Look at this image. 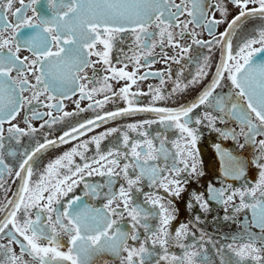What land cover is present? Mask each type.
<instances>
[{
  "label": "snow or ice",
  "instance_id": "6c2138e0",
  "mask_svg": "<svg viewBox=\"0 0 264 264\" xmlns=\"http://www.w3.org/2000/svg\"><path fill=\"white\" fill-rule=\"evenodd\" d=\"M230 2L239 9V13L228 23L227 30L217 37L214 29L224 23V19H216L215 12L208 16L209 0H181L180 3H176V0H44V3L30 0L28 4H25V0H19L21 7L15 10L14 0H0V165L9 175L13 170L5 163V154L16 156L17 153L7 150L6 143L15 141L19 144L22 136L37 131L27 116L28 130L12 123L25 105L29 106L32 118L48 116L51 122H55L73 114L65 112L57 118L51 112L41 114L35 111L36 106L62 109L63 100L77 90L81 93V99L92 100L94 93L112 92L113 96L123 97L127 101V107L97 115L95 119L64 132L58 138L60 144L76 139L74 133L84 135L82 130L90 131L89 126L98 127L97 121L106 122L139 112L154 113L158 117V120L129 125L133 131L141 130L139 135L144 137L130 144V137L124 132L123 147L130 148V152L117 148L81 165L75 162L74 157L85 158L88 143L84 142L78 146L84 151L73 147L65 152L49 163L44 174L35 182L31 179L34 157L49 146H57V141L45 139L43 143L36 142L32 149H25L19 170L15 172L22 183L13 199L5 196L4 203L0 204V213L3 214L0 215V237L7 240L6 244H0V264H29L25 256L31 257L35 264H96L97 260L109 264L105 257L110 258L111 264H264V0ZM189 3L191 8L188 7ZM36 5L40 6L39 9ZM212 7L220 11L222 17H227L226 6L217 4ZM27 10L33 15L28 16ZM7 12L15 17L14 23L7 18ZM185 14L192 19L178 23L179 16ZM248 21L252 23L245 27ZM193 23L206 27L212 36V40L201 41L195 39V33H192L194 44L209 50L214 45H222L221 61L211 83L195 101L186 106L174 109L134 107L130 96L148 95L130 90L138 79L144 80L150 74L137 77L139 68L148 66L147 57L157 47L154 38L157 35L160 37L159 45L162 47L167 40L168 46L178 49L183 59V55L191 51V46L183 47L176 42L170 29L182 25L180 36L183 37L188 25ZM153 28L157 31H150ZM238 31L240 44L234 49L231 37L236 36ZM124 33L132 35L137 50L146 53L141 57H125L132 60L134 71L126 70L127 63L120 69L112 66L114 44L118 37L122 40L121 34ZM22 51L30 55L21 56ZM92 57L97 59L93 60ZM141 58L145 60L144 65L140 64ZM170 59L180 63L175 57ZM209 61L208 56L203 57L202 63L197 61L198 68L190 84H198L202 77L207 76ZM97 64L104 65L102 71L111 72V75L102 77L101 87L87 90L88 83L93 80L86 70L91 68L94 74H98L101 70L96 68ZM109 80H123L126 83L119 92H113ZM227 81H230L233 91L220 95L216 90L222 87V82ZM161 83H164L163 79ZM175 84L173 91L189 86H182L179 82ZM149 90L153 91L152 86H149ZM155 93L154 101L165 99L159 89H155ZM110 99L105 95L104 100L95 103L103 107ZM45 101L56 103L46 104ZM201 106L211 111H205L202 118H194V111ZM213 112L218 115H213ZM228 119L238 123L239 133L234 129L222 131L215 127L218 121L226 123ZM204 121L215 131L221 132L225 139L243 137L244 143H240L239 148L248 145L253 153L251 159H246L216 145L223 175L247 184L249 171L255 169L258 178H255L254 186L233 188L229 184L224 188L209 187L211 200L232 207L233 214L221 219L235 221L236 214L249 209L251 219L246 220L242 234L223 237L225 241L231 240V243L219 244L211 237L205 240V234L201 232L200 249L193 250L195 241L190 244L184 241L190 236L195 237L196 233L189 231L187 224H181L174 234L170 231L171 222L176 219L175 210H170L163 202L165 197L155 189L163 188L169 197H180L185 191L188 177L203 174L198 171V129L190 125H201ZM6 123L9 125L7 137L4 135ZM48 123L46 120L45 124ZM153 123L179 132V139L171 141L175 152L165 147L167 136L157 132L158 147L153 139L147 138L148 133L142 129L145 124ZM118 131L112 128L99 137H93L96 150L99 152L104 138ZM180 140L184 143L181 144ZM122 159L126 162L121 166ZM130 170L133 175L129 174ZM166 172L167 176L164 175ZM93 174L109 178L103 186L107 191H103L99 184L84 182L85 176ZM121 176L126 184H120L114 191L113 178ZM145 181L154 189L153 193H143L140 185ZM81 184L83 196L75 194ZM4 185L3 173H0V189L9 191ZM133 191L140 194L135 201ZM102 194L101 206L85 199L93 197L101 200ZM236 198H239L238 204L235 203ZM192 199L204 211L209 210V199H205L204 194L193 193ZM167 204L171 205L172 199H168ZM192 206V201H189L188 207ZM33 209L38 210L35 218ZM126 215L130 227L122 223ZM153 220L156 224L151 223ZM195 220L199 222L200 217L196 216ZM63 237L67 239L62 243ZM173 243L184 250L183 255L169 254V245ZM204 243L214 249L211 255L203 247ZM13 245H19V254Z\"/></svg>",
  "mask_w": 264,
  "mask_h": 264
},
{
  "label": "flooded vegetation",
  "instance_id": "af4514ba",
  "mask_svg": "<svg viewBox=\"0 0 264 264\" xmlns=\"http://www.w3.org/2000/svg\"><path fill=\"white\" fill-rule=\"evenodd\" d=\"M44 3V0H41ZM181 0H176V3H180ZM30 3V0H25V4ZM221 4V6H226L228 9L227 17L224 18L221 16V12L217 11L213 5ZM21 5L19 0H14L13 10L16 8H20ZM37 9H39V5H36ZM188 7L191 8V4H188ZM175 11V9H173ZM213 12H215L216 19H224V23L217 25L214 29V35L219 37L220 33L227 30V25L231 21V19L239 13V9L233 5L230 0H209V9L208 16L211 17ZM7 18L11 20L13 23L15 22V17L12 16L11 12L5 13ZM28 16H32L33 13L30 10L26 11ZM192 18L185 15L179 16V22H187ZM251 21H248L245 27H249L251 25ZM256 24H259V20L256 21ZM25 31H29L25 29ZM150 31H157L155 28L150 29ZM173 32L175 41L179 42L181 46L188 47L191 46V51L183 55V59L178 54V49L175 47L168 46L167 40H165L164 46L159 45L160 37L157 35L154 39L157 43V47L152 49V55L147 57L148 66L140 67L137 72V77L144 75L146 73H150L146 79L137 80V83L131 87V92H143L148 93V95L132 97L129 99L133 100V106H154V107H165V108H179L181 106H186L193 101L202 93V91L211 83L212 78L215 76L216 68L219 66L221 61V51L222 45H214L211 50L207 47H203L201 45H196L193 43L192 33H195V39H199L201 41L212 40V36L209 35L208 29L203 26H198L197 24H189L187 30L185 31V35L183 37L180 36V32L182 31L181 27H173L170 29ZM122 40L120 37L117 38L116 43L114 44L111 61L112 66L120 69L124 66V63L128 64L127 71H134V64L132 60H126L125 57H141L142 55H146L143 50H137V45L134 41V37L128 33L121 34ZM233 40V48L236 49L239 44V31L236 36L231 37ZM102 48V46H98ZM123 49V51H120ZM30 55L27 51H22L21 56ZM210 57L209 64L210 66L206 69L207 76L202 77L200 83L198 84H190L189 82L192 80L195 75L198 63L203 62V57ZM171 57H175L180 60V63H174ZM93 60L97 59L96 57H92ZM140 64L144 65L145 60L143 58L140 59ZM96 68L99 71L98 74H94L91 68L87 69V75L92 78L93 82L88 83L85 81L84 83H88L87 90L92 89L93 87L99 88L102 86V77L105 75L110 76L111 72H103L102 69L104 65L97 64ZM170 71V75H169ZM159 73L160 75H156ZM182 73V75H181ZM163 79L164 83H161ZM175 82H179L182 86L184 84H188L187 88L181 87L179 91H173L176 87ZM108 83L112 86L113 92H119V89L125 85V81L123 80H109ZM149 86H152L153 91L150 92ZM155 89L160 90V94L165 96V99L154 101ZM217 93L220 95H227L229 92L233 91L230 86V81L222 82V87L218 88ZM25 95H30V93H25ZM108 95L111 97L110 101L105 103L103 107H99L96 105L95 101L104 100V96ZM81 93L77 90L74 95L70 94L69 98L63 100L62 109L56 108H48L45 106L37 105L35 111L43 114L47 112H51L53 116L59 118L62 117L65 112L72 113L73 115L64 117L63 120L57 119L55 122H51L48 116H43L42 118H32L31 112L28 105L24 106V109L21 111L20 115L16 118L12 123L18 124L19 127L28 130V123L25 120L27 116L30 119L32 127L36 128L37 131L35 133H31L28 136H22L20 138V143L17 144L15 141L11 143H6L7 150L16 151V156H8L5 154V163L8 164L12 168V174L9 175L5 170L3 165H0V173H3V179L5 181L4 187L9 191L5 192L4 189H0V204L4 203V197L7 196V199H13L17 190L19 189L22 180L18 179L15 176V172L19 170V164L22 162L23 153L25 149H32L36 142L43 143L45 139H52L57 141V146H49L46 150H42L40 153L34 157L33 167V176L32 181H38L39 177L44 174L47 165L53 161H55L58 157L62 156L65 152L70 151L73 147H78L84 142L88 143V149L84 153V159L76 156L74 160L77 164H83L85 162H91L92 159H98L100 154H106L107 151L114 150L119 148L120 151H129V149H125L123 147V134L127 132L130 137V144L134 143L137 139H144L139 135V131H133L129 128V125L142 123L144 120H158V117L154 113L148 112H139L133 116H119L116 119H108L106 122H99L98 127L89 126L91 128L90 131L82 130L85 132L84 135L73 134L77 138L71 139L69 143L60 144L59 137L63 135L64 132L70 131L72 127H77L80 123H86L89 119H95L97 115H104L109 111H117L120 108L127 107V101L123 97H115L112 95V92H97L93 94V99H81ZM43 99V97H41ZM46 104H54L56 101H45ZM79 105V108L77 107ZM89 105H92L89 108ZM205 111H211V109L206 108L205 106H201L194 111L193 117L200 116L203 117ZM213 115H218V113L213 112ZM48 120L49 123L45 124V121ZM45 124L43 128L41 125ZM198 129L199 139L197 141L196 147L199 149L198 152V171L202 172V175L196 176L191 175L188 177V183L184 186L185 191L181 193L180 197H169L163 190V188L155 189L159 195L164 196V203L170 208V210L174 209V214L176 219L171 222L170 231L173 232L179 228L181 224L189 225V231L195 232V237H189L188 240L184 241L186 244H190L195 241V249L199 250L201 246V241L199 240L201 232L205 234V240L208 237H211L213 241L218 242L219 244L231 243V240L225 241L223 237L233 236L242 234L244 232V228L246 226V220L251 219V210H245L239 214H236L235 221L228 220L224 221L221 219L225 215H232V207L231 205H223L218 203L215 200L210 199V193L208 191L210 186H214L216 188H224L226 185H232L233 188H242L247 186L255 185V178H258V173L255 169H251L249 171L248 182L244 183L242 180H233L229 177H225L223 175L222 162L220 159V154L216 149V145H220L222 149H228L233 151L234 153L239 154L240 156L251 159L253 153L251 152L248 145H245L243 149L239 148L240 143H244L243 137H238L237 140L225 139L221 132L215 131L212 127L208 126V122L204 121L201 125H190ZM9 125L6 123L4 125L5 132L4 135L7 137ZM216 128L221 129L222 131H229L234 129L237 133H239V125L237 122L228 119L226 123L217 122L215 125ZM112 128L119 129L118 132L112 133L104 138L100 143L99 152L96 150L95 143L92 142L93 137H99L103 133L109 131ZM142 131H146L148 133V137L153 139L154 143L159 146V138L156 136L157 132L161 134V136H167L168 141L165 143V147L169 149L170 152H175L176 149L172 146L171 141L173 139H179V132L177 130H169L164 127V125L159 123H153L151 125H144ZM67 139V138H66ZM180 143L183 144L184 141L180 140ZM78 151H84L82 148L78 147ZM258 155V153H257ZM123 159L121 160V166L125 163ZM163 166V165H162ZM93 167H97V165H93ZM64 171V170H62ZM130 175L133 173L130 170ZM24 175L23 173L21 174ZM165 176L168 173H164ZM107 176H98L93 174L92 176H85V183L91 185H101L103 191H107L106 188H103L104 185L108 182ZM115 186L113 188L114 191L118 189L120 184H126V181L123 177H114ZM140 187L143 189V193H153L154 189L149 187L147 182H142ZM83 184H81L80 188L76 189L75 194L83 196ZM193 193H202L204 194L205 199H209V210L204 211L201 207H199L195 201L192 199ZM73 195V194H70ZM140 194L133 191L134 201ZM85 199L96 206H101V201L103 200V194L101 200H97L93 197H85ZM168 199H172V204L168 205ZM189 201H192L193 206L191 208L188 207ZM235 203H239V198H236ZM156 211V209H152ZM38 210L33 209V218L37 214ZM0 215H3L0 213ZM199 216L200 221L196 222L195 217ZM127 215L125 216V220L122 223L125 224L126 227H130V223L128 222ZM151 223L156 224V221L153 220ZM253 231L258 232L259 229H252ZM141 234L143 235V230L141 229ZM23 239L22 237L20 238ZM67 237L62 238V243L66 240ZM7 240L0 237V244H6ZM26 243V242H25ZM46 243V242H45ZM131 243V242H130ZM138 243V242H137ZM15 247L17 254H19L20 248L19 245H13ZM203 247L208 250L209 255H211L214 251L212 247L204 243ZM183 249L179 248L175 243L169 245V254H175L177 256L183 255ZM104 259L109 260V264H111L110 258L105 257ZM25 260L29 262V264H35L31 257L25 256ZM96 264H104L103 260H97ZM165 264V262H162Z\"/></svg>",
  "mask_w": 264,
  "mask_h": 264
}]
</instances>
